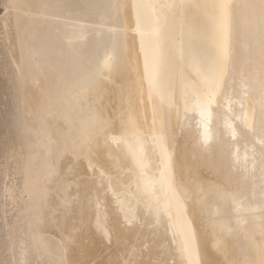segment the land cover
<instances>
[{
  "label": "bare ground",
  "instance_id": "bare-ground-1",
  "mask_svg": "<svg viewBox=\"0 0 264 264\" xmlns=\"http://www.w3.org/2000/svg\"><path fill=\"white\" fill-rule=\"evenodd\" d=\"M11 4L47 119L15 166L47 181L0 264H264V0Z\"/></svg>",
  "mask_w": 264,
  "mask_h": 264
},
{
  "label": "rangeland",
  "instance_id": "rangeland-1",
  "mask_svg": "<svg viewBox=\"0 0 264 264\" xmlns=\"http://www.w3.org/2000/svg\"><path fill=\"white\" fill-rule=\"evenodd\" d=\"M11 7H12L11 0H8V1L7 0H0V29H1L0 30V49L1 50L0 51H2V52H0V85H1L0 86V204L5 203L8 200L9 201L7 203L9 204L11 199L13 201V200H16L18 198V199L22 200L21 201L22 204H23V201L26 200L24 202V206H26L27 202L29 200H36L35 201L36 203L38 202V200H42V198L45 196V193H46L45 185H46L47 178L45 175H42V177L41 176L39 177V179L36 183V189L40 193L37 192V196L33 197L30 193V190H28V188L26 189V186L24 184V176H23V174L18 173V171H17L18 169H16L17 167L15 166V165H17V160L20 161L21 158L28 153V147H26L27 149L24 150L25 144L23 146H21V141L19 140L18 135H17L18 127H19L20 123H22V121H25V120L27 122H29V120L33 122V121L40 119L41 121H43V124L45 125V123L47 122V119H45V116H42L41 114H39L40 109L38 107L39 105H38V89L37 88H39L40 76H38L39 77L38 78L36 75L33 74L34 75L33 76L30 73L28 78H30L31 80L30 79L27 80L28 78L25 79L28 82H26L24 79L21 82L22 84L17 81V77L20 74L19 68H20V65L22 62L21 61V54L25 52V48H23V47H24L25 39H26V37H25L26 30L20 29V26L18 24L20 22L18 19L22 18V16L19 14V11L17 9L15 10V8H11ZM24 11L25 10H23L22 13H25ZM14 12H16V14ZM5 17H8V21H10L9 23H7L8 21H7V18H5ZM5 27H6V29H5ZM7 30H9V31L7 32ZM8 33H10V34L8 35ZM5 36L9 37V38L8 37L5 38L6 41L4 39ZM20 40H22V41L20 42ZM4 42H6V44ZM21 43H22V45H21ZM8 45H10V46H8ZM18 56H20V57H18ZM17 64H19V65H17ZM17 72H18V76H17ZM31 75H32V77H31ZM35 76L37 79L34 78ZM15 78H16V82H15ZM29 82H31V83H29ZM32 82H33V84H32ZM25 84L28 85L29 88ZM19 87L21 88V91H19L20 90ZM7 88H9L10 90ZM24 88H25V91H22ZM15 89H16V91H15ZM34 89H36V90H34ZM27 91H29L30 95L28 94ZM31 91H32V93H31ZM31 94H33L34 97ZM34 94L35 95L37 94V96H35ZM23 96H25V97L23 98ZM20 97H22V98H20ZM26 97H28V98L26 99ZM31 97H32V101H31ZM33 98L35 99V101L33 100ZM21 100H24V101H21ZM25 100H26L27 104H26ZM12 101H13V103H12ZM30 101H31V105L33 106V108L30 105ZM33 102H34V104H33ZM19 105L22 108L18 107ZM35 107H37V108H35ZM35 109L38 112H35L36 111ZM10 110H12V111H10ZM15 113H16V115H15ZM39 115H40V117H39ZM53 116L59 117L60 115L58 112H54ZM27 117H28V119H27ZM40 139L42 140L43 138L39 134V136L37 138V142ZM38 151L40 152L41 149L39 148ZM38 151H36L34 154L38 153ZM14 157H16V159ZM44 179H45V181H43ZM38 185H40L41 187L39 186L37 188ZM9 187L11 189H9ZM21 189H22V191H21ZM39 189H40V191H39ZM8 190L10 191V193ZM11 193H13L14 197L12 196ZM18 193H20V194H18ZM17 194L19 195V197L17 196ZM6 198H7V200H6ZM24 198H25V200H24ZM3 200H4V202H3ZM12 201L10 203L14 204L15 206L14 205L12 206L9 204L10 209H9V206H7L8 207L7 211L8 212L10 211V213H6V215H5V213H3L0 210V257L2 255L3 256L4 255L9 256L10 252H11L9 250V247H8V249H7V247L5 249H3V244H4L3 241L5 240V237H4L5 236L4 234L6 232L5 227L7 226V224L9 222H11V218L9 219V216H11V214L15 215L16 212L18 211L16 209L17 208L16 204L13 203ZM8 214H10V215H8ZM17 214H18V212H17ZM6 219H8V220H6Z\"/></svg>",
  "mask_w": 264,
  "mask_h": 264
}]
</instances>
